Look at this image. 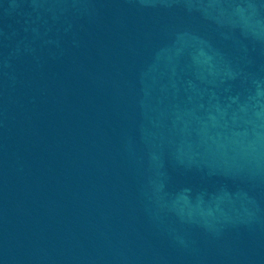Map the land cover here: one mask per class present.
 <instances>
[{
	"label": "water",
	"instance_id": "1",
	"mask_svg": "<svg viewBox=\"0 0 264 264\" xmlns=\"http://www.w3.org/2000/svg\"><path fill=\"white\" fill-rule=\"evenodd\" d=\"M0 264H264V0H0Z\"/></svg>",
	"mask_w": 264,
	"mask_h": 264
}]
</instances>
